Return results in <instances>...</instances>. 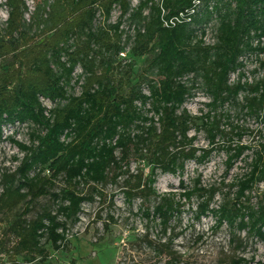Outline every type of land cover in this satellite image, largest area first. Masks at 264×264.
I'll use <instances>...</instances> for the list:
<instances>
[{
	"label": "trees",
	"instance_id": "1",
	"mask_svg": "<svg viewBox=\"0 0 264 264\" xmlns=\"http://www.w3.org/2000/svg\"><path fill=\"white\" fill-rule=\"evenodd\" d=\"M5 5L0 142L10 141L24 156L0 178V215L7 217L0 230L3 264H45L52 252H70V228L81 221L84 204L106 200L103 188L122 179L129 203L159 199L152 215L165 233L183 213L181 201L196 197L197 222L213 217L216 230L228 226L239 249L240 232L264 241V193L255 203L251 197L264 183V136L250 170L225 194L204 187L201 178L192 188L181 182V200L155 188L161 174H183L188 162L207 164L215 152L227 154L228 174L253 149L243 143L249 129L234 119L264 121V78L232 84L231 75L244 69L243 57L264 55V0H39L32 12L25 0ZM116 10L119 19L111 22ZM126 40L132 58L146 56L136 82V60L121 58ZM76 86L79 93L71 91ZM200 87L210 98L208 111L193 116L184 106ZM25 125L29 145L6 136L7 129ZM193 130L205 132L209 147L196 146ZM136 161L148 172L133 171ZM41 199L48 203L30 216ZM230 264L250 262L238 257Z\"/></svg>",
	"mask_w": 264,
	"mask_h": 264
},
{
	"label": "rangeland",
	"instance_id": "2",
	"mask_svg": "<svg viewBox=\"0 0 264 264\" xmlns=\"http://www.w3.org/2000/svg\"><path fill=\"white\" fill-rule=\"evenodd\" d=\"M7 0H0V22L2 24L8 18L6 7ZM30 12L34 10L39 0H25ZM134 5L137 0H132ZM30 13L27 15L29 17ZM119 10L113 12L111 22L118 21ZM216 22L207 30V42L215 41ZM123 28L133 35L134 31L125 21ZM131 42L125 41L124 55L125 63L136 60L133 68V81L139 80L145 66L146 56L134 59L130 56ZM260 57H243L245 67L240 72L231 75V83H254L264 78V70L260 69ZM81 69L76 70V76ZM154 78V76H150ZM192 76L189 77L191 79ZM188 79V78H187ZM188 79V81H189ZM192 81H189L191 84ZM72 92L79 93L80 88L76 86ZM145 92L148 93L147 87ZM195 96L189 100L184 108L193 116H202L208 111L206 104L210 98L206 92L197 89ZM244 94L240 96L242 101ZM44 105L53 108L54 103L44 100ZM235 115V111L232 110ZM235 123H239L249 129L243 143L251 145L252 150L247 151L242 161L226 173L227 154L225 152L213 153L207 164L198 165L195 162H188L183 174H161L155 185L159 195L174 194L177 200H181L180 194L184 192L181 182L192 188L198 178H201L204 187H218L223 194L228 192L227 186L243 177L249 170L254 157V151L259 148L263 141L264 121L252 117H241ZM201 124V121L198 122ZM31 128L28 126H16L5 131L6 136H14L20 142L30 144ZM197 135L196 146L209 147L205 132H190V136ZM23 154L10 141L0 142V178L6 170L13 172L19 166L17 159H22ZM132 170L143 168L148 172V166L143 162H133ZM224 184V185H223ZM236 189H233L231 197ZM106 200L99 197L93 203L83 206L81 221L70 228L68 238L71 244L70 252H52L50 259L45 264H230L235 258H245L250 264H264V241L248 238L245 232L238 233V238L244 243L239 249L232 242V234L228 226L216 230L217 223L213 217L203 218L200 222L195 219L198 200L194 197L191 202L182 200L184 204L183 213L174 217L166 233L160 219L153 217V210L159 199L151 197L146 200L135 198L131 203L126 200L124 194L123 179L116 185H108L103 188ZM264 193V183L260 184L251 194L252 202H257V196ZM223 200L222 195L215 199L217 204ZM48 203L47 199H41L38 206L30 216H34L39 207ZM146 209H150L151 216L147 217ZM7 217L0 215V230L6 225ZM3 256H0V264H3Z\"/></svg>",
	"mask_w": 264,
	"mask_h": 264
},
{
	"label": "built area",
	"instance_id": "3",
	"mask_svg": "<svg viewBox=\"0 0 264 264\" xmlns=\"http://www.w3.org/2000/svg\"><path fill=\"white\" fill-rule=\"evenodd\" d=\"M122 55H124V54H122Z\"/></svg>",
	"mask_w": 264,
	"mask_h": 264
}]
</instances>
